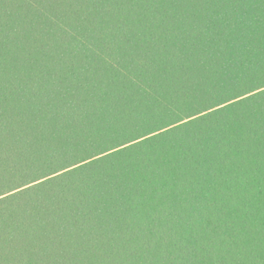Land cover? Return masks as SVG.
Segmentation results:
<instances>
[{"label":"trees","instance_id":"trees-1","mask_svg":"<svg viewBox=\"0 0 264 264\" xmlns=\"http://www.w3.org/2000/svg\"><path fill=\"white\" fill-rule=\"evenodd\" d=\"M258 89L264 0H0V264H264Z\"/></svg>","mask_w":264,"mask_h":264},{"label":"snow or ice","instance_id":"snow-or-ice-1","mask_svg":"<svg viewBox=\"0 0 264 264\" xmlns=\"http://www.w3.org/2000/svg\"><path fill=\"white\" fill-rule=\"evenodd\" d=\"M259 91L261 92H264V89H258ZM30 187V186H29ZM5 196H11V193H5ZM4 199V196H0V200H3Z\"/></svg>","mask_w":264,"mask_h":264}]
</instances>
